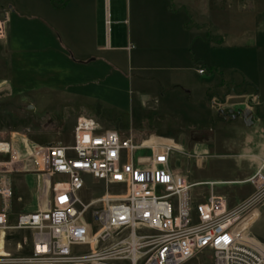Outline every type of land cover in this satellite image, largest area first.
I'll list each match as a JSON object with an SVG mask.
<instances>
[{
  "label": "crops",
  "instance_id": "0c3cea01",
  "mask_svg": "<svg viewBox=\"0 0 264 264\" xmlns=\"http://www.w3.org/2000/svg\"><path fill=\"white\" fill-rule=\"evenodd\" d=\"M9 2L7 11L0 5V19L6 21V38L0 41V97L17 95L33 106L43 98L62 104L69 112L62 108L64 116L47 120L52 132L67 130L73 141L76 119L87 116L102 130L138 140L169 138L186 150L189 139L179 127L127 128L121 118L138 106L148 113L165 112L168 97L177 96L181 102L172 104L188 103L193 114L198 110L200 119L210 123H216V114L224 115L229 134L236 130L242 136L223 144L228 153L219 157L261 167L263 0H238L232 6L236 16L243 15V24H230L228 0ZM213 125L190 134L211 136L218 129ZM192 155L202 159L200 165L211 156Z\"/></svg>",
  "mask_w": 264,
  "mask_h": 264
},
{
  "label": "built area",
  "instance_id": "2783aa9c",
  "mask_svg": "<svg viewBox=\"0 0 264 264\" xmlns=\"http://www.w3.org/2000/svg\"><path fill=\"white\" fill-rule=\"evenodd\" d=\"M6 21L0 19V41ZM198 74H204L199 69ZM38 166L36 182L48 197L37 210L7 216L12 177L27 171L11 142L0 136V237L30 233L15 246L23 255L0 254V264H187L207 253L211 264H264V249L248 242L242 217L256 208L262 192L230 208L212 191L195 202L189 160L202 159L172 139L138 140L102 130L91 117L76 119L71 145L51 142L28 152ZM200 159V162L198 161ZM102 185L101 195L84 199L85 178ZM246 181L264 184V160ZM245 182V181H242Z\"/></svg>",
  "mask_w": 264,
  "mask_h": 264
},
{
  "label": "rangeland",
  "instance_id": "374dc122",
  "mask_svg": "<svg viewBox=\"0 0 264 264\" xmlns=\"http://www.w3.org/2000/svg\"><path fill=\"white\" fill-rule=\"evenodd\" d=\"M9 1L0 0V5L3 6L5 11L9 9ZM237 1L228 0L230 6L228 20L230 24L245 23V21H241L244 18L243 15L236 16V10L232 9V6ZM247 15L245 14L244 16ZM235 29L237 30V28ZM168 98L167 111L163 112L161 110L155 113H148L143 111L140 106L134 107L132 113L127 112L126 115H121L124 125L127 128L131 126L134 129H157L166 126L169 130H176L179 127L185 134V139H189V142H187L188 149H186L189 155L194 151L211 155L201 165H195L192 160L188 161L187 169L190 172L189 181L234 182L232 184L214 185L212 189L208 186L193 189L192 194L195 202L201 201L203 197H206L212 191L216 195L225 197L228 206L232 208L243 203L256 193L263 191L256 208L247 212L237 226L240 229L249 226L250 238L252 239L247 238L248 242L256 245L258 248L264 249V184H261L257 188L254 184L246 181L256 172L255 167H251L250 163L245 162L246 167H243L245 163H242L243 165L240 166V163H236L232 158L219 157L222 154L227 155L228 153L223 149V144H226L230 139L239 141V139H242V136L236 130L229 134L227 128L229 121H227L228 119L224 115L216 114L215 121L217 124L213 122V125L208 120H201L198 110L195 111L196 114H193L191 108L193 106H190L188 103L172 104L175 101L181 102V99H177V96L175 98L171 96ZM61 105L46 101L44 98L38 105L33 106L27 100L22 101L17 95L0 97V136L4 140L11 142L19 152L21 158L27 159L26 162L28 164L26 172L12 177L13 198L10 202V209L7 216V223L10 226L14 224L16 217L20 213L37 210L40 205L44 204L48 197V193L42 192L36 182L38 166L35 160L29 157L28 152H31L37 146L51 142L62 140L66 145L72 143L71 136L67 130H62L61 135H57L47 125V120L58 117L61 113L64 116V113L69 112V109L67 110ZM29 107L36 109L30 111ZM62 108H64V113L61 111ZM212 125L214 127L217 125L218 129L216 128L215 130L214 128L211 136L190 134L194 128L197 131H203L208 130ZM194 143L196 144L195 147ZM205 148L206 151L204 150ZM1 159H4V157L0 156ZM198 161L200 162V159ZM85 180L87 186L83 192L84 199L94 198L102 194L104 191L102 185H97L89 177L85 178ZM24 236L29 238L30 233L10 231L6 237L5 249L3 240L0 237L1 250L13 255L25 254L27 252L26 249L17 251L15 248L16 244ZM210 258V255L207 253L199 254L187 264H211Z\"/></svg>",
  "mask_w": 264,
  "mask_h": 264
},
{
  "label": "bare ground",
  "instance_id": "6f19581e",
  "mask_svg": "<svg viewBox=\"0 0 264 264\" xmlns=\"http://www.w3.org/2000/svg\"><path fill=\"white\" fill-rule=\"evenodd\" d=\"M209 182H211L213 185H225V184H232V183H234V182H226V181L225 182L224 181H209ZM0 254H6V252H4V251L1 250V244H0Z\"/></svg>",
  "mask_w": 264,
  "mask_h": 264
},
{
  "label": "water",
  "instance_id": "95a60500",
  "mask_svg": "<svg viewBox=\"0 0 264 264\" xmlns=\"http://www.w3.org/2000/svg\"><path fill=\"white\" fill-rule=\"evenodd\" d=\"M29 110L32 111L33 108H32V107H29ZM232 114H233V112H229V115H232ZM244 118L247 120L246 125H247L248 127L251 126V125H252V122H251L252 119H251V117L249 116V114L245 115Z\"/></svg>",
  "mask_w": 264,
  "mask_h": 264
}]
</instances>
